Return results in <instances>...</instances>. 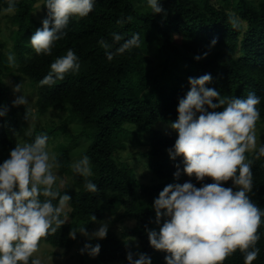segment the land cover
<instances>
[{"label":"trees","instance_id":"obj_1","mask_svg":"<svg viewBox=\"0 0 264 264\" xmlns=\"http://www.w3.org/2000/svg\"><path fill=\"white\" fill-rule=\"evenodd\" d=\"M35 1L17 0L15 11L8 14L15 39V66H10L5 43L0 39V110L7 109L6 115L0 116V164L17 145L16 134L21 128L19 108L13 106L6 83L16 68L37 88L40 113L50 108L65 110L69 119L82 123L76 137L56 146L60 172L74 173L70 154L79 138L90 139L82 155L89 157L92 175L74 173L70 183L55 185L61 194L71 197L70 220L42 240L56 247H71L78 242L79 253L85 244H100V253L95 257L88 251L81 253L82 263L92 260L95 264H129L127 254L131 252L133 260L139 254H147L152 264H166L168 254L150 246L146 231L158 232L166 219L162 218L159 225L155 223L153 202L171 184L169 181L186 179L197 187L201 182L184 173V164L171 163L168 150L173 148L175 139L154 125L178 119L179 101L190 90L189 77L204 74L213 77L206 87L219 91L221 98H247L255 93L260 98V118L264 119V0H221L223 4L215 0H160L164 10L160 14H154L149 6L143 8L136 0H94L93 11L87 17L70 18L63 30L66 34L54 43L50 55H38L30 45L31 36L42 28L48 15L42 0V17L34 16ZM7 7L8 0H0V14ZM233 15L239 23L235 28L229 22ZM128 17L132 19L129 21ZM113 33L124 40L139 34L140 46L109 61L99 41L113 44ZM176 35L180 39L175 41ZM124 40L113 44L110 50L115 51ZM69 49L78 57L79 70L66 73L63 80L58 79L51 86H41L39 82L51 71V63ZM197 56L203 58L197 60ZM60 127L36 128L30 139L33 142L36 136L46 134L50 140ZM128 133L137 137L149 133V148L145 151L148 164L143 178L121 159ZM260 146H264V140ZM254 156L255 152L248 155V160L253 161V191L249 195L264 210V157L255 160ZM177 170L178 179L174 176ZM89 181L97 185L96 192L87 190ZM211 182L207 178L203 181ZM223 186L233 184L228 181ZM52 203L58 205V199ZM122 206L125 216L135 220L134 226L122 235L109 229L102 240L78 237L80 228L93 226ZM60 218L64 219L63 212ZM71 230L77 231L75 239L69 237ZM258 234L259 255L252 264H264V217ZM131 236L138 237L140 247L129 239ZM223 264H244V254L237 250Z\"/></svg>","mask_w":264,"mask_h":264},{"label":"clouds","instance_id":"obj_2","mask_svg":"<svg viewBox=\"0 0 264 264\" xmlns=\"http://www.w3.org/2000/svg\"><path fill=\"white\" fill-rule=\"evenodd\" d=\"M17 0H8L7 13H13ZM154 14L164 10L160 0H148ZM47 17L42 28L30 38L36 54L50 55L54 43L63 38L71 17H87L94 8V0H45ZM132 18L128 17L130 21ZM122 21H117L121 23ZM232 27H238V17L229 18ZM113 44L124 37L112 34ZM216 41H212L215 45ZM106 58L123 54L140 46L139 34L111 51L113 44L101 39ZM207 56V53L204 54ZM201 56L195 57L200 60ZM10 66H15L14 57H8ZM51 71L39 83L53 85L63 80L66 73L78 71V57L69 49L66 55L51 63ZM211 74L198 78L189 77L190 90L178 104V120L170 125L177 132V139L170 157H182L184 173L195 177L201 186L192 182L169 184L153 202L155 223L164 222L156 230H147L150 246L167 253L166 264H223L228 256L239 250L244 254V264H252L259 255L256 244L260 239L258 229L264 217L249 193L253 191L252 163L246 153L255 152L254 159L264 157V146L257 149L256 123L260 119L257 105L260 98L250 93L247 98H221L219 91L206 87L211 83ZM20 85L13 91L19 93ZM213 101H217L214 103ZM28 103L23 95L13 101V106ZM217 109H222L217 111ZM7 109L0 110L4 116ZM48 136L38 135L31 143L17 144L10 156L0 164V264H41L39 258L31 259L38 252L40 241L57 232L66 223L61 214L71 197L56 189L57 176L53 169L59 167L54 154L47 150ZM76 174L92 175L88 156L72 165ZM178 179L179 170L174 174ZM211 183H203L205 179ZM231 181L233 187L223 186ZM61 180L60 185L63 186ZM90 192L97 185L86 183ZM235 189V190H234ZM45 199L42 201L40 197ZM58 199V205L52 201ZM95 222L96 217L92 215ZM109 230L107 222L100 223L98 230L89 234L85 227L79 233L89 239H105ZM77 231L71 230L69 237L76 238ZM101 246L85 244L81 253L95 257ZM129 264H152L151 257L139 254L133 260L127 254Z\"/></svg>","mask_w":264,"mask_h":264},{"label":"rangeland","instance_id":"obj_3","mask_svg":"<svg viewBox=\"0 0 264 264\" xmlns=\"http://www.w3.org/2000/svg\"><path fill=\"white\" fill-rule=\"evenodd\" d=\"M216 2L223 4L221 0H215ZM136 3L143 8H147L146 0H136ZM42 0H36L34 2L33 13L37 18L42 17V9H41ZM8 14L6 11H3L1 16V28L2 32L0 33V39L5 43V52L9 55H12L15 58V50L14 43L15 39L13 36L12 25L10 21H8ZM180 36L176 35L174 39L179 40ZM6 83L8 85L9 95L11 96L12 101L16 99L18 96L23 95L27 98L28 103L25 106H18L19 108V117H20V126L21 127L16 134L17 144L31 143L30 133L36 128H50L51 125H60V130L57 135H53L50 140L47 141V150L50 154L56 155L57 152V144L59 142H69L77 134L81 131V124H79L75 120H71L68 118V112L65 110H59L50 108L45 113H40L37 108V99L38 93L37 88L33 86L27 77H25L18 69L15 68L13 70V74L9 75L6 79ZM20 85L19 93H15L13 89ZM178 119L168 121V122H157L154 125V128L160 129L164 134L172 135L174 139H177V132L174 131L170 125L176 122ZM256 137H257V148L260 147L261 143L264 140V119L260 118L256 123ZM149 133H145L144 135L137 137L134 133H128L125 135V140L127 147L125 150L121 151V159L131 164L140 178L144 176V170L147 169V155H145V151L149 148L148 145ZM90 142V139L87 137L79 138L77 142V146L72 150L70 156H72V165L77 161L81 160L84 156L82 152ZM251 153V152H249ZM249 153H246V157L248 159ZM168 158L171 163H176L183 165V158L176 157L173 160L170 157L168 151ZM53 173L57 176L56 184L60 187L61 180L64 182L63 186L67 183L71 182L74 173L69 175L60 172L57 168L53 169ZM76 174V173H75ZM184 182H188L186 179L184 181L178 180L177 182L169 181L171 184L179 183L183 184ZM62 186V187H63ZM71 207L68 203L67 207L64 209V219L66 221L70 220L69 211ZM107 222L109 224V229L114 230L118 235H122L124 231L134 226L135 220L129 216H125L124 214V206L120 208V210L112 215H108L106 218L97 220L93 226L86 228V231L91 234L98 230L100 223ZM78 237L88 238L81 233L78 234ZM130 240L134 241L137 247L139 246V239L137 236H131ZM33 256L35 258H39L41 260V264H95L92 260H86L84 263L81 261V253H79V243H74L71 247L65 246H53L49 242L45 240H41L39 244L38 252L34 253Z\"/></svg>","mask_w":264,"mask_h":264}]
</instances>
